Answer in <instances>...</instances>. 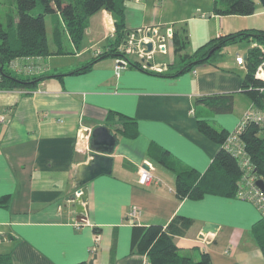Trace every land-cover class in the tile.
<instances>
[{
  "label": "crops",
  "instance_id": "crops-1",
  "mask_svg": "<svg viewBox=\"0 0 264 264\" xmlns=\"http://www.w3.org/2000/svg\"><path fill=\"white\" fill-rule=\"evenodd\" d=\"M179 2L128 0L127 27L130 32L157 27L164 34L166 27L192 20L177 18ZM255 2L257 8L251 15L219 14L215 0L193 6L192 11L204 7L209 17L217 18V24L206 19L203 44L230 32L264 29V5ZM113 28V14L106 9L97 12L86 30L90 45L78 48L70 39L76 57L92 52L89 59L72 62V68H59L62 63L54 66V55L64 54V48L42 58L48 67L36 76L46 77L34 90L0 88V116H4L0 119V197L7 200L0 203V254H9L13 264H74L90 259H94L92 264H146L147 256L134 247L137 229L150 224L166 227L181 216L191 219L179 222L180 230L173 235L182 254L197 260L207 251L214 264H264L253 232L262 214L251 201L210 193L200 199H181L176 194L175 173L150 156L158 148L167 149L180 167L201 173L208 169L221 144L199 129L198 120L228 132L239 125L253 105L243 82L248 52L256 41L252 37L240 40L231 44L227 56L222 49L215 63L203 62L177 76L135 66H127L118 75L116 56L75 72L94 60L96 49L102 48L96 43L108 41ZM168 40L173 38L167 39L166 52L156 49L146 56L150 70L174 71L167 69L170 62L155 59L156 53L168 52ZM104 46L105 51L108 46ZM238 54L245 56V65L237 63ZM228 93L233 94L230 112H217L198 101L201 96ZM111 110L134 118L128 128L136 127L138 134L127 137L116 132L112 173L88 183L89 196L83 203L87 220L83 216L79 220L75 210L78 168L95 151L86 131L105 125ZM116 122L112 129L123 127L121 120ZM147 162L154 177L141 184L140 167L149 168ZM134 205L140 213L133 220L129 213ZM210 223L217 226L205 231Z\"/></svg>",
  "mask_w": 264,
  "mask_h": 264
},
{
  "label": "trees",
  "instance_id": "trees-1",
  "mask_svg": "<svg viewBox=\"0 0 264 264\" xmlns=\"http://www.w3.org/2000/svg\"><path fill=\"white\" fill-rule=\"evenodd\" d=\"M128 0H16L17 15L8 16L5 25L0 16V70L2 79L0 88H25L34 90L43 77L35 75H20L10 67V62L23 56L48 57L57 54L63 49L61 40L62 31L66 30L73 43L80 48L84 40L89 19L97 12L106 9L115 19V32L108 41V49L98 53L94 60L87 65L78 68L75 72L89 70L96 60L110 55L123 56L128 59L127 66H135L145 71L177 76L190 71L203 62L215 63L222 49L240 40L252 37L256 42L264 44V29L249 28L236 32H230L214 37L200 45L193 53L179 54V58L170 62L167 69L173 72L152 71L145 66L142 58L131 59L119 48L125 45L128 32L131 29L126 23V3ZM215 11L219 14L251 15L257 8L255 0H215ZM53 16V41L60 49H52L48 37L46 17ZM132 31V30H131ZM178 31L174 32L173 42L175 51L181 52L186 47V40L182 39ZM66 53V51H63ZM261 62L260 49L253 47L248 52V72L244 78L243 90L247 92L256 107L264 109V81L255 77V70ZM46 76V75H42ZM199 102L205 103L212 110L230 112L233 110V94H214L201 96ZM121 120L123 127L117 125ZM135 123V119L119 111L111 110L106 126L117 136L120 130L127 137H135L138 134L136 127L128 128ZM199 129L209 138L221 144L208 169L201 173L193 168L180 167L167 149L151 151V158L175 173L176 194L179 198L200 199L206 194H219L227 197H237L239 185L243 177V171L235 158L223 145L228 131L218 128L205 119L198 120ZM131 129V130H130ZM241 138L251 156L254 164V173L257 178L264 179V127L256 121H250ZM239 198V197H238ZM7 201L0 197V203ZM191 219L175 217L166 227L162 224H150L137 229L134 247L140 254L147 256L146 264H214L207 251H202L199 259L182 254L177 246L174 234L180 230L179 222L186 223ZM99 232L100 228L95 227ZM253 232L259 247L264 255V215L253 226ZM0 264H13L9 254H0ZM74 264H90L89 261H80Z\"/></svg>",
  "mask_w": 264,
  "mask_h": 264
},
{
  "label": "built area",
  "instance_id": "built-area-1",
  "mask_svg": "<svg viewBox=\"0 0 264 264\" xmlns=\"http://www.w3.org/2000/svg\"><path fill=\"white\" fill-rule=\"evenodd\" d=\"M139 1V0H136ZM202 17H206V15L202 14ZM140 34L145 32L144 36H140L136 32L129 33V39L126 44L121 47V51H124L126 55L138 53L141 56L150 57L152 53H144L142 49L139 48V43L142 40L150 41L153 40L155 44V50L159 49L162 52L167 51V39L172 38L174 35V29L172 27H166V31L164 34H160L159 29L155 27H149L146 29H140ZM147 33H151L148 36ZM253 47L260 49V57L261 62L258 64L255 70V77L264 81V44L259 42H254ZM154 53V52H153ZM41 56H23L17 57L10 62V67L19 74H37L41 73L43 70V62ZM147 59V58H146ZM236 61L240 65H245L246 58L242 54H238L236 57ZM128 59L126 57L118 58L116 61V73L120 75L121 71L127 67ZM145 66L146 63H145ZM196 72V70L194 71ZM2 79V73L0 70V81ZM1 121L4 120V116H0ZM250 121L258 122L262 127H264V109L256 107L252 105L244 114L243 119L239 123V125L228 132V135L223 143L224 147L235 157L237 158L239 165L243 171V177L241 179L239 185V191L237 197L251 201L264 215V191L256 184L257 176L254 173V164L252 162L251 156L249 155L245 144L241 138V133L245 130L246 125ZM147 167H140L139 173V183L148 184L153 180L152 173V165L150 163H146ZM81 192L79 190L76 192V196L79 197ZM140 213V209L138 206L134 205L131 208L129 213L131 219H136L138 214ZM1 239V236H0ZM98 237L96 238V241ZM96 247H93L92 251H94Z\"/></svg>",
  "mask_w": 264,
  "mask_h": 264
},
{
  "label": "rangeland",
  "instance_id": "rangeland-1",
  "mask_svg": "<svg viewBox=\"0 0 264 264\" xmlns=\"http://www.w3.org/2000/svg\"><path fill=\"white\" fill-rule=\"evenodd\" d=\"M204 1L205 0H182L181 3L180 2L177 3V5H179V8L177 9L178 13H176V14H178L177 18L191 17L192 20H190V21L189 20H185L184 22H177V23H175L174 27L172 25H170L168 27H172L174 29V32L178 31L180 33L179 36L182 39H185L187 41L186 42V47H184V49L181 52H176L175 48H174L173 40H168V44H169L168 45V52L167 53H156V55H155V59L156 60H165V61H168V62H174L176 59L179 58V54L180 53L181 54H183V53H185V54L186 53H193L195 50H197V48L201 44H203V42H204L203 41V35L206 34V29H208V27L206 25V22H205L206 19H210V20L212 19L211 22L212 23L214 22V23L217 24V18L209 17V12L207 10H205L204 7H203V9L192 11L193 6L194 7H200V6L203 5ZM10 14H13L15 17L17 15L16 0H0V16H1L2 22L5 25H7L8 16ZM202 14H204V15L207 14L208 17L204 18V17L201 16ZM52 18H53L52 14H48L47 17H46V22H47L48 37H49L51 48L55 47V49H56V48H59V46L53 41L52 24H54V23L52 21ZM170 18H172V17H168V20H171ZM173 20H177V19H173ZM219 26H220V24L218 25V27ZM155 28H157V27H155ZM157 29H159V28H157ZM114 32H115V28H113L111 35H114ZM129 33H128V39H129ZM88 39H89V36L86 33V36H85L83 42L81 43V45H85V44L90 45V43H88ZM61 40H62L63 47L66 50V53L60 54V55H54V60H52L54 62V66H55V64L62 63V65H60V66L57 65V66L59 68H61V69L72 68L71 67V66H73V65H71L72 62L76 63L79 60H86L88 57H90V54L92 52H88L82 57H76V53L74 52V47L72 46L73 44H72V42L70 40V37H68V34L66 33V30L62 31ZM106 44H107V40H104L102 42L96 43V45H100V47H102V48H97L96 49V51H95L96 55H98V53H101V52L104 51L102 49L106 48L104 46ZM121 47L119 48L120 51H121ZM229 50H231V45H228V46L223 48V52H224L225 56L228 55V51ZM112 57L113 56L108 55V56L104 57L103 59L107 60V59L112 58ZM121 57H123V56L120 55V56L116 57V59L121 58ZM129 57L131 59L135 60V59L138 58V55H137V53L129 54ZM200 64H198V65H200ZM75 66L76 65H74V67ZM115 66H116V63H115ZM46 67H48V65H46V66L43 65V70H42L41 73L39 72L37 74H30V75H35L36 76V75H40L42 73H45L46 70H47ZM20 75H23V74H20ZM42 77L44 78V76H42ZM165 172L173 175L171 172H169V170L165 171Z\"/></svg>",
  "mask_w": 264,
  "mask_h": 264
},
{
  "label": "water",
  "instance_id": "water-1",
  "mask_svg": "<svg viewBox=\"0 0 264 264\" xmlns=\"http://www.w3.org/2000/svg\"><path fill=\"white\" fill-rule=\"evenodd\" d=\"M264 5V0H260ZM137 34H140L139 30L136 31ZM148 36L151 33H147ZM139 48L142 49L144 53H153L155 52V44L153 40L146 41L142 40L139 43ZM146 60L145 57L142 59ZM151 65V62L148 63ZM86 135H90L91 145L95 151L91 153V158L89 161L82 163L78 168L77 178L79 183V192L81 195L78 197V201L75 203L76 212H78V218L81 220L83 216L84 220H87V215L85 214L84 202L88 200L89 196V186L88 183L101 174H111L113 170V157L111 153L115 149L117 143L116 135L106 126L99 125L95 127L92 131H86ZM256 184L264 191V179L257 178ZM217 225L210 223L205 227L215 228ZM94 259H90L89 263L92 264Z\"/></svg>",
  "mask_w": 264,
  "mask_h": 264
}]
</instances>
